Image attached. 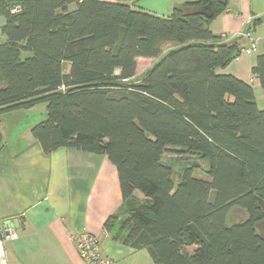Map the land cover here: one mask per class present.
<instances>
[{"label":"trees","instance_id":"16d2710c","mask_svg":"<svg viewBox=\"0 0 264 264\" xmlns=\"http://www.w3.org/2000/svg\"><path fill=\"white\" fill-rule=\"evenodd\" d=\"M132 1L0 0V114L43 103L31 127L43 152L105 154L124 201L103 226L155 264H264V110L249 84L217 72L239 54L209 28L225 4L160 16ZM141 59L153 63L137 76ZM251 73L264 89V51ZM176 154L199 165L159 163Z\"/></svg>","mask_w":264,"mask_h":264},{"label":"crops","instance_id":"0c3cea01","mask_svg":"<svg viewBox=\"0 0 264 264\" xmlns=\"http://www.w3.org/2000/svg\"><path fill=\"white\" fill-rule=\"evenodd\" d=\"M191 1L197 0H133L132 5L167 16L174 7ZM209 28L221 41H234L239 51L249 45V37L257 39L256 51H264V0H225ZM259 53L240 54L217 69L249 84L257 105L264 102V89L251 68ZM260 104L264 110V103ZM15 111L0 114V234L7 227L16 233L3 243L6 264H85L70 238L80 231L94 233L99 251L114 264H155L145 247L123 241L122 228L107 231L103 226L124 201L117 170L106 155L72 147L45 153L31 135L33 125L23 133L7 135L1 117H11ZM133 196L146 199L137 190Z\"/></svg>","mask_w":264,"mask_h":264},{"label":"rangeland","instance_id":"374dc122","mask_svg":"<svg viewBox=\"0 0 264 264\" xmlns=\"http://www.w3.org/2000/svg\"><path fill=\"white\" fill-rule=\"evenodd\" d=\"M0 18H2V16L0 15ZM1 34V33H0ZM4 40V36L0 35V42H2ZM172 44L171 43H167L163 45V49L162 51L168 49L169 47H171ZM260 49L258 48L257 51H255L256 53H259ZM261 53V52H260ZM147 63L148 61L146 60H139L138 62V75L142 74L146 69H147ZM137 75V76H138ZM260 106H262V104L260 103H264V102H258ZM264 105V104H263ZM6 116V117H5ZM3 117H1V125H4L5 128L4 129H8L9 132L7 135H17L18 133H23L24 129L28 126L34 125L38 122H40L41 120H43L46 117V112H45V104H37L33 107L27 108V109H20L18 111H15L13 113V115H11V117H7L9 115H5ZM167 154H164L163 156H165ZM201 164H204V162H201ZM193 175L200 177V178H205V174L202 170H194L193 171ZM243 210L237 209V208H233L230 210V219L231 220H237V217L243 216ZM229 220V221H231ZM258 231H260L261 234H264V226L262 225H258Z\"/></svg>","mask_w":264,"mask_h":264},{"label":"built area","instance_id":"2783aa9c","mask_svg":"<svg viewBox=\"0 0 264 264\" xmlns=\"http://www.w3.org/2000/svg\"><path fill=\"white\" fill-rule=\"evenodd\" d=\"M241 35H247L246 33H240ZM250 43L247 47L241 49L236 58L240 54H250L256 51V41L254 37H249ZM16 233L13 229L7 227L2 230L0 234V264H6L3 243L6 240L14 239ZM71 240L75 243L77 253L80 259L85 264H114V260L110 257L104 256L99 251V241L97 236L89 231H80L70 236Z\"/></svg>","mask_w":264,"mask_h":264},{"label":"water","instance_id":"95a60500","mask_svg":"<svg viewBox=\"0 0 264 264\" xmlns=\"http://www.w3.org/2000/svg\"><path fill=\"white\" fill-rule=\"evenodd\" d=\"M216 1L222 5L225 4V0ZM197 12L203 14L206 17H211L213 15L212 1L206 0V3ZM159 163L173 169L175 172L179 171L181 174L185 169L197 167L199 165L198 162L193 160L191 156L184 154L168 155L167 157L161 159ZM257 202L264 213V200L257 197Z\"/></svg>","mask_w":264,"mask_h":264}]
</instances>
